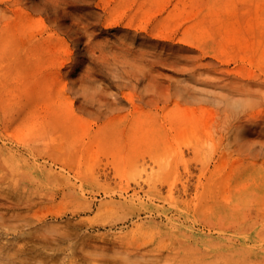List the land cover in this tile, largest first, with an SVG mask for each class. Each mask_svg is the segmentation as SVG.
Listing matches in <instances>:
<instances>
[{
    "label": "rangeland",
    "instance_id": "1",
    "mask_svg": "<svg viewBox=\"0 0 264 264\" xmlns=\"http://www.w3.org/2000/svg\"><path fill=\"white\" fill-rule=\"evenodd\" d=\"M0 196V264H264V0H0Z\"/></svg>",
    "mask_w": 264,
    "mask_h": 264
},
{
    "label": "bare ground",
    "instance_id": "2",
    "mask_svg": "<svg viewBox=\"0 0 264 264\" xmlns=\"http://www.w3.org/2000/svg\"><path fill=\"white\" fill-rule=\"evenodd\" d=\"M14 190V189H13ZM7 197L6 196H0V207H3V206H7L8 208L9 207H12V206H10V205H7V199H6ZM12 198V197H11ZM38 198V197H37ZM16 204H17V201H16ZM23 206V205H22ZM23 208V207H22ZM30 208V207H29ZM15 210H16V208H15ZM2 211V210H1ZM4 211V210H3ZM12 212V211H11ZM14 212H16V211H14ZM10 213V212H9ZM17 213V212H16ZM1 218H3V214H1L0 213V219ZM10 219V218H9ZM18 219V218H17ZM23 221V220H22ZM25 221V220H24ZM35 221V220H34ZM17 224V223H16ZM34 225V224H33ZM32 225V226H33ZM29 227V226H28ZM35 227V226H34ZM30 228V227H29ZM36 228V227H35ZM33 229V228H32ZM56 229V228H55ZM1 230V229H0ZM22 231H23V229H21ZM28 230V229H27ZM26 230V231H27ZM62 230V229H61ZM60 230V231H61ZM64 230V229H63ZM66 230V229H65ZM29 231V230H28ZM73 231H74V229H73ZM72 231V232H73ZM8 233V232H7ZM31 233H32V231H31ZM48 233H49V230H48ZM34 234V233H33ZM39 235L41 234L42 235V233L40 232V233H38ZM50 234V233H49ZM49 234H47V235H49ZM36 235V234H35ZM61 235V234H60ZM51 235H49L48 237H50ZM61 236H64L63 234L61 235ZM71 236V235H70ZM38 237V236H37ZM42 237H45V236H42ZM77 237H79L78 235H77ZM36 238V237H35ZM54 238V237H53ZM33 239V238H32ZM42 239V238H41ZM72 239V238H71ZM70 239V240H71ZM66 240V239H65ZM73 240V239H72ZM77 239H75V241H76ZM44 241V240H43ZM69 241V240H68ZM28 242V241H27ZM31 242V241H30ZM55 242V241H54ZM24 243V242H23ZM17 244V243H16ZM16 244H15V247H16ZM62 244H63V241H62ZM66 244V243H65ZM71 244H72V242H71ZM21 245H22V243H21ZM50 245H51V243H50ZM29 246V245H28ZM43 246H45V245H43ZM60 247H61V245H59ZM63 246V245H62ZM32 247V246H31ZM9 248V247H8ZM44 248V247H43ZM58 248V250H59V247H57ZM41 249V248H40ZM45 249V248H44ZM50 249H51V247H50ZM54 250H55V248H54ZM58 250H56V251H58ZM65 250V249H64ZM77 250H79V249H77ZM25 251H26V249H25ZM80 251V250H79ZM36 252H37V250H36ZM41 252V251H40ZM68 252V251H67ZM106 252V251H105ZM38 253V252H37ZM37 253H35V254H37ZM49 254V253H48ZM42 255H43V253H42ZM79 256H80V254H78ZM86 255H88V254H86ZM92 255V254H91ZM91 255H90V257H91ZM67 256V255H66ZM70 256V255H69ZM76 256V255H75ZM89 256V255H88ZM41 257V256H40ZM96 257H98V256H96ZM24 258V257H23ZM43 258V257H42ZM72 258V257H71ZM80 258V257H79ZM101 258V257H100ZM109 258V257H108ZM33 259V258H32ZM36 259H38V258H36ZM55 259V258H54ZM77 258H75V260H76ZM87 259V258H86ZM125 258H123V260H124ZM38 260H40V258L38 259ZM37 260V261H38ZM43 260V259H42ZM57 260H58V258H57ZM56 260V261H57ZM78 260V259H77ZM81 260V259H80ZM116 260V259H115ZM122 260V261H123ZM23 261V260H22ZM33 261V260H32ZM41 261V260H40ZM79 261V260H78ZM31 262V261H30ZM36 263H38V262H36ZM42 263V262H41ZM50 263V262H49ZM5 264V263H4ZM35 264V263H34ZM40 264V263H39ZM51 264V263H50ZM53 264V263H52ZM68 264V263H67ZM92 264V263H91ZM112 264V263H111ZM122 264V263H121Z\"/></svg>",
    "mask_w": 264,
    "mask_h": 264
}]
</instances>
